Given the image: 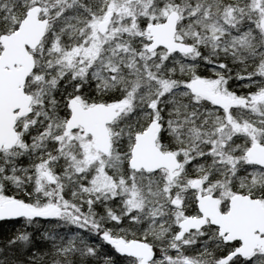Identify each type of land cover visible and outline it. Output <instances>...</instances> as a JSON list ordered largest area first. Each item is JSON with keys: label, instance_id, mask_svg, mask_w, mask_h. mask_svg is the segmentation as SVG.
I'll use <instances>...</instances> for the list:
<instances>
[{"label": "snow or ice", "instance_id": "snow-or-ice-1", "mask_svg": "<svg viewBox=\"0 0 264 264\" xmlns=\"http://www.w3.org/2000/svg\"><path fill=\"white\" fill-rule=\"evenodd\" d=\"M0 264H264V0H0Z\"/></svg>", "mask_w": 264, "mask_h": 264}]
</instances>
